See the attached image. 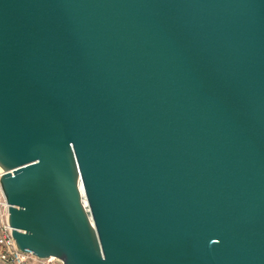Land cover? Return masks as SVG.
Instances as JSON below:
<instances>
[{"label": "water", "instance_id": "95a60500", "mask_svg": "<svg viewBox=\"0 0 264 264\" xmlns=\"http://www.w3.org/2000/svg\"><path fill=\"white\" fill-rule=\"evenodd\" d=\"M0 188L63 264H264V0H0Z\"/></svg>", "mask_w": 264, "mask_h": 264}, {"label": "built area", "instance_id": "2783aa9c", "mask_svg": "<svg viewBox=\"0 0 264 264\" xmlns=\"http://www.w3.org/2000/svg\"><path fill=\"white\" fill-rule=\"evenodd\" d=\"M0 264H63L50 256L38 258L34 253L17 249L8 222V204L0 188Z\"/></svg>", "mask_w": 264, "mask_h": 264}]
</instances>
